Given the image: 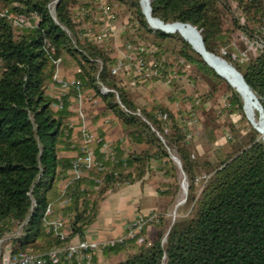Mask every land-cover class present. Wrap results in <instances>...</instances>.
<instances>
[{
    "label": "trees",
    "instance_id": "trees-1",
    "mask_svg": "<svg viewBox=\"0 0 264 264\" xmlns=\"http://www.w3.org/2000/svg\"><path fill=\"white\" fill-rule=\"evenodd\" d=\"M52 3L54 16L49 10ZM149 4L150 18L194 27L205 52L242 76L264 113V48L249 52L240 62V52L232 45L234 34L264 41V0H149ZM114 5L129 14L137 40L127 44L142 49L138 57L155 62L161 70L157 79L139 83L175 87L185 77L189 83L209 81L215 85L211 93L224 91L229 112L242 114L238 93L180 34L153 31L147 25L141 0H107L101 7L113 14ZM80 7L81 16L90 20L95 12L80 0H0V254L43 255L51 249L64 254L71 242L84 240L109 192L152 173L163 180L160 194L172 204L181 172L187 184L188 216L163 235L160 214L154 239L144 238L141 244L126 240L103 253L120 252L129 244L133 250L116 264H264V146L259 134L251 129L246 142L198 180L204 163L193 155L187 122L167 105L144 108L129 96L118 79L121 69L112 74L119 59L77 27L75 12ZM125 62L132 74L136 59ZM60 63L76 69L74 78L83 92L92 91L105 108L103 114L113 115L124 133L112 145V160L101 151L103 140L90 145L94 162L90 168L78 164L82 174L67 187L64 197L70 200L63 208L58 206V184L69 178L83 153L79 149L77 157L62 156L70 146L69 104L55 108L56 100L47 92ZM101 86L114 92L103 94ZM158 113L167 114V119L159 120ZM48 207L53 209L50 220L59 214L63 218V225L50 231L44 227ZM57 264L76 263L61 255Z\"/></svg>",
    "mask_w": 264,
    "mask_h": 264
},
{
    "label": "rangeland",
    "instance_id": "rangeland-1",
    "mask_svg": "<svg viewBox=\"0 0 264 264\" xmlns=\"http://www.w3.org/2000/svg\"><path fill=\"white\" fill-rule=\"evenodd\" d=\"M86 3L88 7L95 12L92 15L93 17L86 21L85 17L81 16L79 12L80 9L84 7L82 6L75 12V22L79 29L89 31L92 35L96 36L100 28L98 23L94 20V18H99L97 15L98 13H96L97 7L106 4L107 0H80V4ZM53 9L54 3L49 5L52 16H54ZM112 12L114 15L109 13L111 25L110 35L112 37L109 38L108 36V38L102 41V45L109 49L118 59H123L126 46L128 45L127 43L130 42V40L136 41L137 38L134 35L133 29H131L128 24L129 14L126 8L114 5L112 7ZM148 26L151 27L150 24ZM151 29L153 31H160L153 28ZM237 36L236 34L232 35V45L235 46L238 52L242 53L245 51L246 47L243 43H239V38H237ZM149 59L152 60L153 57ZM118 79L123 82L129 96L134 99L140 107L150 108L154 103H157L169 106L176 116H180L178 114L182 115L183 121L187 122L189 125L191 134L188 141L192 145L193 155L202 165L204 163L202 166L203 169L198 175V180H200L203 174H206L215 163L224 159L228 152L238 148L241 144L246 142L248 138L247 135L250 133L251 129H253L245 117L243 103L242 114H231L227 109L228 104L227 99L223 95L224 91L220 89L215 93H211L212 83L209 81L205 82L198 80L196 83H189L185 77L179 82H176L175 87H171L165 84V82L149 81L146 83H139L133 78L131 73L123 70H120ZM233 90L235 89L233 88ZM238 95L242 102L239 93ZM83 96L85 98H92L93 102L96 100L92 105V112L98 114L103 112L101 108L102 104L93 92L87 94V91L84 90ZM192 105L195 106L193 110ZM259 139H261L260 135ZM173 158L176 160L174 156H172V159ZM175 160L173 161L179 168ZM161 181L163 180L161 179ZM176 181L178 183V189L175 201L172 204L168 203V211L166 210L165 213H162V227L160 228V232L163 235L167 234L174 222L185 219L190 211V207H187L185 204L187 184L181 172H178ZM199 184L197 186L198 189L201 188ZM166 200L169 202V199ZM157 225L158 224L154 225L156 226V234L159 233ZM110 259H119V257H111Z\"/></svg>",
    "mask_w": 264,
    "mask_h": 264
},
{
    "label": "crops",
    "instance_id": "crops-1",
    "mask_svg": "<svg viewBox=\"0 0 264 264\" xmlns=\"http://www.w3.org/2000/svg\"><path fill=\"white\" fill-rule=\"evenodd\" d=\"M121 60V59H119ZM76 69L71 64L60 63L55 75V80L48 86L47 92L51 97L60 93L59 81L73 79ZM92 91L88 90L87 94ZM94 96V95H93ZM96 102V100L94 101ZM92 98H86L85 103L77 104L70 98L69 111L71 113L67 126L69 130L68 142L70 146L62 151L64 157H77L78 150L83 144L82 129L90 131L94 136L102 137L109 145L115 144L124 138L119 121L109 112H92L94 104ZM161 177L147 174L135 184L125 185L109 192L101 202L94 222L86 229L84 240L95 243H108L123 238L126 234V225L137 215L147 214L152 211L165 213L168 211V201L160 193ZM63 183L58 184V189ZM156 226H148L144 238L148 241L154 239ZM133 248L126 244L125 248L117 253L104 254L97 252L90 264H112L123 261L128 252ZM111 257L119 259L111 260Z\"/></svg>",
    "mask_w": 264,
    "mask_h": 264
},
{
    "label": "built area",
    "instance_id": "built-area-1",
    "mask_svg": "<svg viewBox=\"0 0 264 264\" xmlns=\"http://www.w3.org/2000/svg\"><path fill=\"white\" fill-rule=\"evenodd\" d=\"M99 12V18H94L96 23H98V25L100 26L98 34L95 36L92 35L91 32L86 31L85 36H93L95 40H97L98 42H102L106 38H108L109 34L111 33V25L110 16L107 9L99 7ZM86 13H88V11H82L83 15ZM19 23L23 24L24 21L20 20ZM239 39L246 47L245 51L240 53V57L238 58L240 62L243 61L249 51L257 52L261 51L264 48V41L261 39L250 40L244 35H242ZM141 52L142 49L127 45L123 59L118 61L117 66L112 70V74H116V72H118L120 69L129 73L130 66L125 62V60H131L132 58H134L136 59V62L132 75L133 78L137 80V82H144L150 79H157L161 73L160 68L157 67L155 62H145L142 60L141 57H138ZM136 56L137 58H135ZM167 83H169V81H167ZM58 84L60 88V93L54 97V99L56 100L55 108H62L64 102L69 104L70 98L74 100L75 103H77L78 105L81 103H85L86 98L83 96V87L79 80L75 78L61 80ZM100 92L104 94L114 91L107 89L104 86H101ZM65 98L66 100H64ZM120 107L125 112L129 113V111H127L122 105H120ZM157 118L159 120L165 121L167 119V114L158 113ZM81 133L83 139L81 152L83 153V157L79 158L74 163V169L70 172L69 178L63 183V186L59 190V193L61 194V199L58 202V206L60 208H63L69 203L70 199L68 197H64V193L67 187L72 186L75 183L76 179H78V177L82 174L81 170L77 167L78 164L82 163L87 168H90L92 163L94 162V153L90 145H92L93 143H99L103 140V138L101 139L100 137L94 136L90 131L86 129H82ZM103 142L104 145L102 146L101 151L102 153H104L106 158L112 160L114 155V149L112 145L107 144V142H105L104 140ZM97 170L101 171V168L99 167ZM52 214L53 209L51 207H48L46 211L47 219L44 221V227L46 228V231L55 230L61 225H63V218L61 214L56 216L53 220H50L49 217ZM159 217L160 213L157 211H152L147 214L137 213L133 220L127 223L125 236L116 241H110L108 243L102 244L86 240L74 241L68 245V247L64 251V254H62V251H59L57 249H51L43 255H28L23 253L11 255L10 251H6L3 255L0 254V264H57L61 255H63L64 260L69 263L89 264L92 260V257L97 252L103 251V249H105L106 247H112L116 243H122L126 240H133L137 244H141L144 241L143 231L148 226L158 223Z\"/></svg>",
    "mask_w": 264,
    "mask_h": 264
},
{
    "label": "bare ground",
    "instance_id": "bare-ground-1",
    "mask_svg": "<svg viewBox=\"0 0 264 264\" xmlns=\"http://www.w3.org/2000/svg\"><path fill=\"white\" fill-rule=\"evenodd\" d=\"M142 10L147 17V22L151 28L164 31L166 33H180L183 37L191 43V45L202 54L206 62L212 66L225 80L234 88L241 96L243 103V110L245 117L251 127L260 135L264 142V116L260 112L259 105L257 104L253 95L249 90L242 84L238 74L230 68V65L205 52L201 47L200 39L196 31L189 26H182L179 24H172L163 26V23L157 22L148 16L146 0H142ZM184 192V191H183Z\"/></svg>",
    "mask_w": 264,
    "mask_h": 264
},
{
    "label": "water",
    "instance_id": "water-1",
    "mask_svg": "<svg viewBox=\"0 0 264 264\" xmlns=\"http://www.w3.org/2000/svg\"><path fill=\"white\" fill-rule=\"evenodd\" d=\"M141 3H142V0H141ZM146 3H147V10H148V16H150V4H149V0H146ZM142 13H143V15L145 16V19H146V22H147V17H146V15H145V13L143 12V10H142ZM151 19H153V18H151ZM153 20H155V21H157V22H160V23H162L161 21H159V20H157V19H153ZM147 24H148V22H147ZM175 24H179V25H182V26H189V27H191L194 31H196V33L198 34V36H199V39H200V43H201V47H202V49H204V47H203V43H202V40H201V37H200V35H199V32L194 28V27H192V26H190V25H185V24H180V23H175ZM149 25V24H148ZM168 25H170V24H163V26H168ZM151 28V27H150ZM162 32H164V31H162ZM164 33H166V32H164ZM166 34H171V33H166ZM180 34V33H179ZM180 36L182 37V38H184L183 37V35L182 34H180ZM185 39V38H184ZM186 40V39H185ZM187 41V40H186ZM188 42V41H187ZM189 43V42H188ZM190 45H191V43H189ZM191 47L201 56V58H202V60L206 63V65L209 67V68H211L215 73H216V75H218L220 78H222V79H224L225 80V78L223 77V76H221L212 66H210L207 62H206V60L203 58V56H202V54L200 53V52H198L192 45H191ZM230 68L232 69V70H234L237 74H238V76L240 77V80H241V82H242V84L249 90V88L247 87V85L244 83V81H243V78H242V76L232 67V66H230ZM226 81V80H225ZM227 82V81H226ZM228 83V82H227ZM229 84V83H228ZM230 85V84H229ZM250 91V90H249ZM250 93H251V91H250ZM252 94V93H251ZM253 95V94H252ZM253 97L255 98V96L253 95ZM255 100H256V102H257V104L259 105V103H258V101H257V99L255 98ZM259 108H260V112H262L263 113V111H262V109H261V107H260V105H259ZM263 116H264V113H263ZM262 144H263V146H264V142H263V140H262ZM173 160H175L174 158H173ZM175 162L177 163V165L179 166V163L175 160Z\"/></svg>",
    "mask_w": 264,
    "mask_h": 264
}]
</instances>
